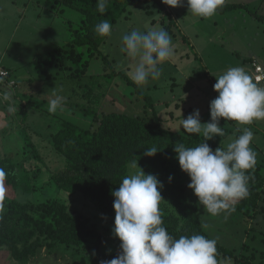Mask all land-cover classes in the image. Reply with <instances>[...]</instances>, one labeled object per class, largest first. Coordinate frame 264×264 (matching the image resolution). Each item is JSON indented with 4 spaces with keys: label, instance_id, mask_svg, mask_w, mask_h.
I'll return each instance as SVG.
<instances>
[{
    "label": "rangeland",
    "instance_id": "rangeland-1",
    "mask_svg": "<svg viewBox=\"0 0 264 264\" xmlns=\"http://www.w3.org/2000/svg\"><path fill=\"white\" fill-rule=\"evenodd\" d=\"M230 4L246 5L251 11L264 16V0H227L225 5ZM48 7L46 0H0V68L9 69L13 78L20 80L15 90L6 91L21 95V100L11 96L6 106L12 107L14 111L6 114L0 109V153L11 157L15 163H22L25 153L31 150L27 144L32 143L42 163L29 154L25 165L29 169L40 165L44 169L55 170L64 163V158L58 155L51 143V135L58 130L60 118L77 123L84 118L80 111L76 115L70 114L69 108L65 106L63 111L49 112V100L53 98V91L66 100L79 88L74 83L76 80H67L64 76L55 80H35L30 86L26 81L32 77L35 79L41 70H45L38 59L46 58L56 48L70 41V25L67 22L76 27L82 21V15L72 9H65L63 16L55 18ZM128 12L127 18L118 21L111 36L100 48L111 64L101 59L92 62V68L102 70V75L112 70L125 73V76L118 74L113 81L103 77L104 84L111 83V88L101 106L102 112H143L145 103L134 96V87L126 80V72L130 70L132 61L121 48L124 34L133 29L144 32L145 25L165 29L175 46L173 58L161 65L160 78L150 79L141 88L153 99L163 125L175 132L190 134L183 130L181 121L196 109L200 112L201 123L211 121L210 102L218 96L213 89L216 77L232 67H242L253 77L252 60L264 66V23L258 22L246 9L228 10L205 19L189 11L187 0L175 8L164 4L162 0H136L130 3ZM171 21L173 24L169 32L165 26H170ZM259 86L264 87V83ZM89 122L90 118L87 120ZM219 124L227 132L226 136L215 137L216 144L227 148L248 127L254 135L250 147L256 155L264 154V120L240 125L236 121L221 118ZM136 171L129 165V175ZM45 177L43 175L38 181H32V185L40 188L31 192L6 183V197L20 202L40 203L48 199L64 202L71 210L84 214L96 225L104 238L100 249L91 248L84 253H75L70 249L58 250L52 255L43 252L28 263L18 262L8 251L0 250V264H101V261L115 258L121 251V242L113 234L114 226L108 224L83 195L71 197L50 184L41 188L40 181H45ZM199 214L208 235L226 248L239 250L247 242L264 250L261 242L264 237L259 235L260 231L264 232L263 216L257 218L258 240L250 241L247 240L246 224L239 223L241 218L234 211H222L214 216L199 203Z\"/></svg>",
    "mask_w": 264,
    "mask_h": 264
},
{
    "label": "trees",
    "instance_id": "trees-1",
    "mask_svg": "<svg viewBox=\"0 0 264 264\" xmlns=\"http://www.w3.org/2000/svg\"><path fill=\"white\" fill-rule=\"evenodd\" d=\"M46 1L49 10L54 13L53 17L64 14L65 9H72L82 15V21L76 27L67 22L70 25V41L56 48L46 58L38 59L45 70L26 82L30 86L35 80H55L62 76L67 80H76L74 83L79 89L65 100L64 106L69 108L72 115L80 111L84 119L77 123L60 118L58 130L51 135V143L58 155L64 158V163L55 170L44 169L40 165L29 169L25 165L29 154L42 163L32 143L27 144L31 150L25 153L22 163H15L11 157L0 153V168L8 173L6 183L23 191H36L40 186L31 183L44 175L45 181H40L41 188L50 184L71 197L83 195L108 224L114 226V197L111 193L129 175V165L135 160L146 174L156 175L163 184L161 196L164 201L160 203V210L163 226L169 234L174 238L201 234L212 239L200 218L198 197L188 188L190 177L181 170L174 151V146L178 144L188 148L198 146L204 142L203 135H185L165 127L162 117L155 110L153 99L127 76V83L134 87V96L145 103L143 112L128 114L114 110L110 113L101 111L111 88V83L104 84L103 77L113 81L118 74L125 76V73L112 70L102 75V70L92 68L95 59L111 64L100 50L108 37L99 36L94 29L102 20H108L113 31L121 18H127L129 5L136 0H110L104 14L97 10L96 0ZM237 9L248 10L258 22L264 23L263 15L243 4L225 5L217 13ZM172 24L171 21L170 26H165L169 32ZM254 64L261 65L252 60L253 76ZM6 71L9 77L0 78V93L15 90L20 81L13 78L10 70ZM11 81L15 82L12 87L9 85ZM7 108L0 107L8 114ZM89 118L90 122L87 123ZM223 131V136H226L227 131ZM215 137L206 141L213 151L217 148L227 150L214 142ZM152 147H156L159 152L152 157L145 156L144 152ZM246 174L250 175L249 194L234 205V212L243 219L239 223L246 224L247 240L256 241L259 226L257 218L264 217V154L256 155L255 167ZM169 176L173 178L171 182ZM259 235L264 237V232L260 231ZM263 239L261 242L264 247ZM103 241V236L89 217L71 210L62 201L48 199L32 203L6 197L4 214L0 218V250L8 251L18 262L28 263L43 252L52 255L58 250L70 249L75 253H84L91 248L99 250ZM217 250L220 258H230L234 264H264V250L251 243L245 242L239 250H231L217 242Z\"/></svg>",
    "mask_w": 264,
    "mask_h": 264
},
{
    "label": "clouds",
    "instance_id": "clouds-1",
    "mask_svg": "<svg viewBox=\"0 0 264 264\" xmlns=\"http://www.w3.org/2000/svg\"><path fill=\"white\" fill-rule=\"evenodd\" d=\"M110 0H96L97 10L104 14ZM170 7L181 6L184 0H162ZM227 0H187L189 11L201 18H212ZM146 31L133 29L122 36L121 51L132 63L126 74L138 87L143 88L149 80H158L161 65L174 56L175 46L169 33L161 27H149ZM101 37H109L112 24L102 20L95 26ZM259 78H257L258 80ZM218 96L210 102L211 121L201 123L198 109L181 121L186 133H200L204 142L188 148L184 144L174 146L182 171L190 177V188L199 203L211 215L222 211H234V205L248 196V170L256 164V154L250 147L254 138L250 128L227 145V150L215 151L206 142L215 136H223L221 118L236 121L240 125H251L253 121L264 120V87L259 86L253 77L242 67L229 68L216 77L213 85ZM48 110L56 113L64 110L65 98L53 91ZM2 99L9 101L11 93L5 91ZM9 112L14 111L12 107ZM159 150L147 149L145 156L152 157ZM134 174L125 176L114 197L115 211L113 234L120 240V253L101 264H232L230 258H220L217 240L201 234L182 235L174 238L163 226L160 203L162 182L154 174H146L133 160ZM8 173L0 168V218L5 210L7 196L6 180ZM169 182L173 179L169 176Z\"/></svg>",
    "mask_w": 264,
    "mask_h": 264
},
{
    "label": "built area",
    "instance_id": "built-area-1",
    "mask_svg": "<svg viewBox=\"0 0 264 264\" xmlns=\"http://www.w3.org/2000/svg\"><path fill=\"white\" fill-rule=\"evenodd\" d=\"M254 69H255L254 70V76H253L254 81L257 82L258 84L262 83L264 81V68L259 64H254ZM8 77H9L8 71L0 68V78L6 79ZM257 78H259V79L257 80ZM14 84H15V82L11 81L9 85H10V87H12Z\"/></svg>",
    "mask_w": 264,
    "mask_h": 264
},
{
    "label": "crops",
    "instance_id": "crops-1",
    "mask_svg": "<svg viewBox=\"0 0 264 264\" xmlns=\"http://www.w3.org/2000/svg\"><path fill=\"white\" fill-rule=\"evenodd\" d=\"M26 7H27V5H26ZM26 7H25V8H26ZM19 11H20V10H19ZM4 69H5V67H4ZM6 70H7V69H6ZM8 70H9V69H8ZM258 85H260V84H258ZM12 90H13V89H12ZM7 91H9V90H7ZM14 92H15V91H14ZM14 92H12L11 96L14 95L16 98H19V99H20L21 95H20L18 92H15V93H14ZM3 93H4V92H3ZM3 93H2V92L0 93V97L3 96ZM18 95H19L20 97H19ZM131 102H132V101H131ZM8 105H9V101H4V100H1V101H0V107L8 106Z\"/></svg>",
    "mask_w": 264,
    "mask_h": 264
}]
</instances>
